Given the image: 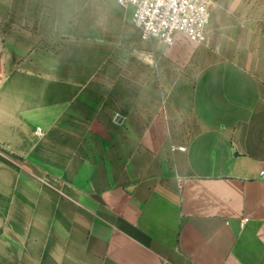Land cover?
Returning <instances> with one entry per match:
<instances>
[{"label": "crops", "instance_id": "crops-1", "mask_svg": "<svg viewBox=\"0 0 264 264\" xmlns=\"http://www.w3.org/2000/svg\"><path fill=\"white\" fill-rule=\"evenodd\" d=\"M210 1L0 0V264H264V0Z\"/></svg>", "mask_w": 264, "mask_h": 264}, {"label": "built area", "instance_id": "built-area-1", "mask_svg": "<svg viewBox=\"0 0 264 264\" xmlns=\"http://www.w3.org/2000/svg\"><path fill=\"white\" fill-rule=\"evenodd\" d=\"M129 9V22L138 31L140 41H159L166 45L180 36L195 44L207 41L210 0H116ZM41 133L40 128L37 129ZM264 180V164L260 173Z\"/></svg>", "mask_w": 264, "mask_h": 264}, {"label": "rangeland", "instance_id": "rangeland-1", "mask_svg": "<svg viewBox=\"0 0 264 264\" xmlns=\"http://www.w3.org/2000/svg\"><path fill=\"white\" fill-rule=\"evenodd\" d=\"M209 25V24H208Z\"/></svg>", "mask_w": 264, "mask_h": 264}]
</instances>
